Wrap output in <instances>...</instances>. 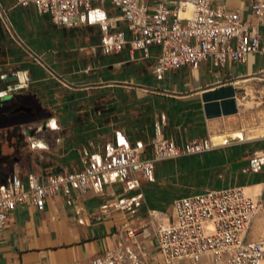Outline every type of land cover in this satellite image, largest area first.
I'll return each instance as SVG.
<instances>
[{
    "label": "crops",
    "instance_id": "crops-1",
    "mask_svg": "<svg viewBox=\"0 0 264 264\" xmlns=\"http://www.w3.org/2000/svg\"><path fill=\"white\" fill-rule=\"evenodd\" d=\"M155 1L142 0L149 8ZM252 1L212 0L211 5L236 9L264 46V18L251 12ZM0 6L17 36L64 81L50 77L0 25V183L17 175L26 185L30 173L80 170L84 158L104 155L116 144L140 145V158H149L151 143L158 140L181 148L207 137L212 144L202 152L156 161L148 181L134 173L111 183L97 177L84 192L58 191L41 210L29 201L16 204L0 231V264L86 262L122 240L120 226L128 215L142 230L147 251L154 252L150 230L160 222L149 212H169L174 198L206 189L243 186L262 201L264 214V121L232 125L242 118V89L264 81L258 53L221 67L205 61L196 69L182 64L157 75L156 46L149 47L147 57L128 43L107 51L101 45L104 32L91 15L64 27L16 0H0ZM97 9L106 17L118 13L108 3ZM114 34L130 39L123 21L107 37ZM227 83L234 88L237 111L206 118L201 95ZM21 106L26 110H18ZM121 196L137 202L129 211L120 210L113 203Z\"/></svg>",
    "mask_w": 264,
    "mask_h": 264
},
{
    "label": "built area",
    "instance_id": "built-area-1",
    "mask_svg": "<svg viewBox=\"0 0 264 264\" xmlns=\"http://www.w3.org/2000/svg\"><path fill=\"white\" fill-rule=\"evenodd\" d=\"M16 3L31 5L36 12L48 14L54 24L64 27H72L91 15L104 32L101 45L107 51H119L128 43L131 51L140 50L141 56L147 57L149 47L156 46L157 75L182 64L196 69L205 61L221 67L229 62H242L250 53H258L264 59V46H259L254 32L246 30L238 11L223 5L212 6V0H156L151 8L142 0H16ZM104 3L115 8L117 15L106 17L104 11L97 9ZM250 10L258 18H264V1H252ZM118 21L125 23L130 34L127 42L121 34L107 37ZM0 25L8 38L40 63L50 77L64 82L17 36L1 6ZM54 126L49 124L50 128ZM33 145L40 147L43 143ZM211 146L207 137L187 141L181 148L171 141L158 140L151 143V156L140 158V145L116 144L104 155L93 152L84 158L83 168L77 171L30 173L26 185L19 176L11 175L0 183V231L16 204L29 201L41 210L45 200L58 191L64 195L71 188L84 192L97 177L111 183L134 173L148 181L152 179L156 161L202 152ZM136 202L137 197L121 196L113 206L129 211ZM261 208L262 201L240 185L177 197L171 201L169 212H149L160 222L150 230L155 238L154 252L147 251L142 230L129 221L128 215L120 226L122 240L86 262L69 264H264V233L257 238L250 235L252 222Z\"/></svg>",
    "mask_w": 264,
    "mask_h": 264
},
{
    "label": "rangeland",
    "instance_id": "rangeland-1",
    "mask_svg": "<svg viewBox=\"0 0 264 264\" xmlns=\"http://www.w3.org/2000/svg\"><path fill=\"white\" fill-rule=\"evenodd\" d=\"M264 78V77H263ZM259 86L251 85V88L246 90L242 89V99L240 101V109L242 110V118L237 119L234 124L235 127H239L241 123L244 125H249L257 120L264 121V81H259ZM254 101L258 104L254 107ZM255 114H261L256 117ZM232 118V117H228ZM219 141V140H216ZM254 233L255 237H259L264 233V214L259 213L256 220L254 221L251 229L250 235Z\"/></svg>",
    "mask_w": 264,
    "mask_h": 264
},
{
    "label": "water",
    "instance_id": "water-1",
    "mask_svg": "<svg viewBox=\"0 0 264 264\" xmlns=\"http://www.w3.org/2000/svg\"><path fill=\"white\" fill-rule=\"evenodd\" d=\"M203 111L206 118L225 116L237 111L234 88L227 83L201 95ZM26 110L18 107V110Z\"/></svg>",
    "mask_w": 264,
    "mask_h": 264
}]
</instances>
